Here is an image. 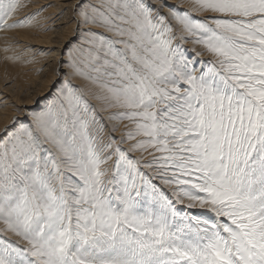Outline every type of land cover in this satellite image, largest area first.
<instances>
[{
	"label": "snow or ice",
	"instance_id": "obj_1",
	"mask_svg": "<svg viewBox=\"0 0 264 264\" xmlns=\"http://www.w3.org/2000/svg\"><path fill=\"white\" fill-rule=\"evenodd\" d=\"M29 3L0 0V33L69 11ZM71 12L62 49L24 53L60 52L48 95L0 99V264H264V0Z\"/></svg>",
	"mask_w": 264,
	"mask_h": 264
},
{
	"label": "bare ground",
	"instance_id": "obj_2",
	"mask_svg": "<svg viewBox=\"0 0 264 264\" xmlns=\"http://www.w3.org/2000/svg\"><path fill=\"white\" fill-rule=\"evenodd\" d=\"M46 1L48 2V0H43V3L44 2L47 3ZM51 1H53V5H56L57 7L50 8L48 12H45L44 14L45 16L55 17L59 14L60 9L69 6L68 8L69 11L65 13V16L69 17L72 15L71 9L75 6V4L79 2V0H68L69 1L68 3L61 2L62 0H51ZM36 7H40V6H36ZM27 10L28 9H25L22 15L27 14L28 12H32L31 11L32 8L30 11ZM65 16L62 20L55 21V23H53L52 26L55 30L52 32H41L37 28H32V29H16L7 33H0V72H2L3 75H9L8 76L9 81L10 80L15 81L13 86L20 83L21 87L31 90L30 89L31 84L38 86L45 85L44 89L41 88L40 91L37 90L38 93L35 94L34 97L26 98L23 100L17 97L18 102L16 103L14 102L15 104L21 106L24 105L31 106L34 104V100L40 97L42 98L46 94V92H48V90L52 88L51 85H53V83L57 79L56 74L53 72L54 62L59 60L60 52L56 51L51 56L38 54L36 56V60L34 63H25L24 61L31 56V53H29L28 55H24V53L28 48L34 50L62 49L65 46V44L68 42V40L71 38L73 34V29H75L76 27L74 23L71 24L69 27H62V25L64 23H67L68 21L65 20L66 18ZM6 43L14 45L15 53L21 55L22 60L17 62H12L4 59V56L6 54L3 52V48ZM35 45L37 46V48H34ZM8 55H11V53H8ZM46 64H48L50 68V72L52 73L51 77L50 78L48 77V79L43 78L44 73L40 74L41 70H43ZM6 88H5L6 90H9V86H7ZM5 98H8L9 105L13 104V102L11 101L12 99L10 100V97L7 96L0 97V99H5ZM15 114H16L15 110L12 107H7V108L0 107V128H2L4 124L8 122L11 119V117Z\"/></svg>",
	"mask_w": 264,
	"mask_h": 264
},
{
	"label": "rangeland",
	"instance_id": "obj_3",
	"mask_svg": "<svg viewBox=\"0 0 264 264\" xmlns=\"http://www.w3.org/2000/svg\"><path fill=\"white\" fill-rule=\"evenodd\" d=\"M39 1V2H38ZM26 2H28V0H26ZM47 2V1H46ZM61 2H66V3H68L69 1L68 0H62ZM40 3V4H39ZM43 0H30V3H29V7L28 8H26V9H28L27 11H30L31 10V8H32V10L31 11H34V10H36L38 7H36V6H42L43 4L44 5H46V4H53V1H51V0H48V2L47 3H43ZM65 8H69V6H66ZM50 9V8H49ZM48 9V10H49ZM48 10H47V12H48ZM61 10V9H60ZM53 16V15H52ZM66 18H65V20H68V18L70 17H68V16H65ZM7 44V43H6ZM9 44V43H8ZM34 48H37V46L35 45L34 46ZM12 54V53H11ZM27 59V58H26ZM42 73H44V77L43 78H45V79H48V77L50 78L51 77V72H50V68H49V66H48V64H46V66L43 68V70H41V73L40 74H42ZM9 75H3L2 74V72H0V97L2 96V97H5V96H7V97H10V100L14 103H16V102H18V99H17V97H19L20 99H26V98H30V97H34V95L35 94H37L38 93V91H40V89L41 88H45V85L44 86H38V85H34V84H31L30 86H31V90H28L27 88H23V87H21L20 86V83H18V84H16V85H14L13 86V84L15 83V81H13V80H10L9 81V77H8ZM8 77V78H7ZM5 79V80H4ZM74 83H78V84H80V83H82L81 81H78V80H76V81H74ZM37 84H38V82H37ZM54 84V83H53ZM7 86H9V90H6L7 88ZM51 87H52V85H51ZM6 88V89H5ZM23 90V91H22ZM38 90V91H37ZM49 90H51V88L49 89ZM49 90H48V92H49ZM3 91V92H2ZM6 92V93H5ZM29 92V93H28ZM48 92H46V94L43 96V97H46L47 95H48ZM4 95V96H3ZM15 95V96H14ZM13 97V98H12ZM42 97V98H43ZM41 97L40 98H37L36 100H34V104L33 105H35L36 104V102L38 101V100H41L42 99ZM14 103V104H15ZM93 103H95V101H93ZM33 105H31V106H33ZM31 106H29V107H31ZM117 135H119V133H117Z\"/></svg>",
	"mask_w": 264,
	"mask_h": 264
}]
</instances>
